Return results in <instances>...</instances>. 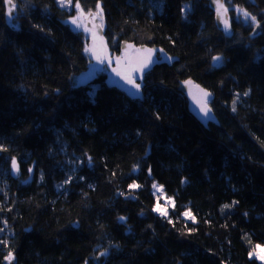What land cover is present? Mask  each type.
<instances>
[{
	"label": "trees",
	"instance_id": "trees-1",
	"mask_svg": "<svg viewBox=\"0 0 264 264\" xmlns=\"http://www.w3.org/2000/svg\"><path fill=\"white\" fill-rule=\"evenodd\" d=\"M72 2L102 9L112 55L150 46L173 63L140 98L104 72L73 88L91 62L74 11L14 0L9 18L0 0V264H263L264 0H224L228 28L208 0ZM188 81L214 97L207 126ZM154 182L174 201L166 216Z\"/></svg>",
	"mask_w": 264,
	"mask_h": 264
},
{
	"label": "water",
	"instance_id": "water-1",
	"mask_svg": "<svg viewBox=\"0 0 264 264\" xmlns=\"http://www.w3.org/2000/svg\"><path fill=\"white\" fill-rule=\"evenodd\" d=\"M208 1L210 7L215 11L216 21L218 26L220 28H228L230 26L228 12H226L222 16L220 13H218L217 10L218 9L217 0H208ZM219 2L224 5V0H219ZM9 7L10 5H8V9ZM13 12L14 11H12V15ZM220 12H223V9H221ZM225 19L228 21L227 26L224 23ZM98 33L103 38V32L98 31ZM132 52L134 53L131 55L130 62H132L135 65V69L133 75H130V77L135 81V83L140 85V88L136 89L132 84H129L128 80L125 79L126 76H122V75L114 79L113 76L110 75L107 79V84L117 88L128 97L140 98L142 95V82L145 76L149 72H151L155 66L163 65V64L171 66L173 60L168 53L159 50L158 48H153L150 46L137 47L134 44H128L123 46L121 59L129 63L128 58ZM110 59L111 58L109 53L106 52L102 57H100L99 60L97 58L91 60L90 64L88 65V69L74 79L72 83L73 88L88 86L95 78L96 71L99 65L101 64V60H103V63H109ZM147 60H150L151 63H149L148 66L143 68V70L141 71L140 70L141 65ZM180 91L187 98V101L191 108V112L202 125L207 126L208 124L215 121V116L210 107V103L214 100V97L208 90H206L200 85H197L195 82H191L190 84L184 83L180 88ZM204 92H207L210 95L204 97L203 96ZM205 100L207 101V107L210 109V112L208 113L207 116L204 114V112L201 109V104ZM14 172L15 175H17V168L14 169Z\"/></svg>",
	"mask_w": 264,
	"mask_h": 264
},
{
	"label": "rangeland",
	"instance_id": "rangeland-1",
	"mask_svg": "<svg viewBox=\"0 0 264 264\" xmlns=\"http://www.w3.org/2000/svg\"><path fill=\"white\" fill-rule=\"evenodd\" d=\"M58 5L68 11H74V16L67 21V24L77 32H81L85 36L86 40V48L85 53L91 58V56H99L104 50H107L106 44L103 41V38L98 33V31H102L104 29V18L103 12L101 15H90V13H99L101 8L98 7L95 11L86 13L83 10L75 7L76 4L73 2L71 4H64L63 6L59 3V0H56ZM76 20V23H73V20ZM88 48H94L95 52L86 51ZM153 185V193L156 198V206L154 208V212L161 216H166L171 207H173L174 201L172 198H168L162 186H160L157 182H154ZM188 213V215H185ZM183 217L186 219L193 220L194 217L190 211L185 212ZM253 258L257 259L259 262L264 264V247H260L259 249L255 247L252 255Z\"/></svg>",
	"mask_w": 264,
	"mask_h": 264
},
{
	"label": "snow or ice",
	"instance_id": "snow-or-ice-1",
	"mask_svg": "<svg viewBox=\"0 0 264 264\" xmlns=\"http://www.w3.org/2000/svg\"><path fill=\"white\" fill-rule=\"evenodd\" d=\"M5 3L10 5L9 9H8V15L9 17L11 18L12 17V9L15 7V4H14V0H5ZM59 3L63 6L64 4H71L72 3V0H59ZM217 3H218V13H220L222 16L227 12V9L224 8V5L222 3L219 2V0H217ZM75 7L79 8L80 5L79 3H77L75 5ZM223 9V12H220V10ZM240 12H242V14L244 15L245 19H251L252 21H256V17L255 16H251L250 13H248L247 11L243 10V9H240L239 10ZM90 15H101L102 16V9L99 13H90ZM77 21L74 19L73 20V23H76ZM225 25L227 26L228 24V21L225 19L224 21ZM86 51H89V52H95V49L94 48H88L86 49ZM150 51V50H149ZM97 59L99 60L100 57L97 56ZM220 58L217 57L216 60H219ZM101 63H103V60H101ZM151 63L150 60H147L145 61L142 65H141V71L143 70V68L147 67L148 64ZM119 74V73H118ZM142 78V77H141ZM125 79L128 80V83L129 84H132L136 89H139L140 88V85L135 83V81L130 77V76H126ZM186 83H191L190 81L186 82ZM210 94L207 93V92H204L203 93V96L204 97H207L209 96ZM245 95H247V93H245ZM201 109L202 111L204 112V114L207 116L208 113L210 112V109L207 107V101L205 100L202 104H201ZM233 111H236V108H235V101H233ZM12 164H13V168H17L18 169V165L16 163V161L13 159L12 161ZM135 186V185H134ZM153 187H156V185H153ZM227 207V205L225 206ZM185 215H188V213H185ZM123 219V218H121ZM0 231H2V229H0ZM261 246L260 245H257L256 248H260ZM103 255V254H102ZM251 255V253H250ZM261 258H264V257H261ZM6 260L8 261H11L13 259V255L11 252H9V255L7 257H5Z\"/></svg>",
	"mask_w": 264,
	"mask_h": 264
},
{
	"label": "flooded vegetation",
	"instance_id": "flooded-vegetation-1",
	"mask_svg": "<svg viewBox=\"0 0 264 264\" xmlns=\"http://www.w3.org/2000/svg\"><path fill=\"white\" fill-rule=\"evenodd\" d=\"M123 48V47H122ZM109 53L110 55V61L109 63H101L99 67L97 68L96 75L97 76L99 73L104 72L108 75L113 76V79L118 77V76H130L133 75L135 65L130 62L131 55L134 53L132 52L128 58V61L122 60L121 55H122V49L121 53L119 55H112L108 50H104L99 57H102L105 53ZM97 58V56H91V60ZM119 73V74H118Z\"/></svg>",
	"mask_w": 264,
	"mask_h": 264
},
{
	"label": "bare ground",
	"instance_id": "bare-ground-1",
	"mask_svg": "<svg viewBox=\"0 0 264 264\" xmlns=\"http://www.w3.org/2000/svg\"><path fill=\"white\" fill-rule=\"evenodd\" d=\"M108 79V78H107Z\"/></svg>",
	"mask_w": 264,
	"mask_h": 264
}]
</instances>
